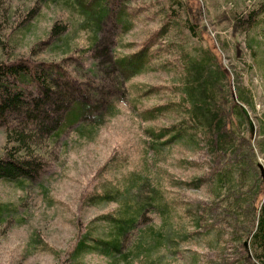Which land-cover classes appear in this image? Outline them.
Masks as SVG:
<instances>
[{
    "label": "trees",
    "instance_id": "obj_1",
    "mask_svg": "<svg viewBox=\"0 0 264 264\" xmlns=\"http://www.w3.org/2000/svg\"><path fill=\"white\" fill-rule=\"evenodd\" d=\"M72 2V7L76 9L78 3L87 15L82 25L73 24L74 33L80 27L90 33L84 53L97 48L109 3L120 7L115 23L122 36L133 28L132 22H126L127 15L138 16L143 9L163 15L160 29L141 51L122 55L116 49L112 60L117 75L126 83L152 69L162 53L168 54L167 69L177 75L178 82L171 89V100L144 111V118L155 120L167 113L177 122L149 129L153 138L163 141L152 142L157 149L154 161L168 162L171 153L167 146L175 141L183 150L203 159L179 161L184 171L198 172L189 182L163 171L153 177L144 170L123 186L106 184L93 199L96 204L117 203L118 208L102 217L104 229L86 227L67 254L46 243H36L35 248L58 260L66 256L63 264H86L85 257L92 254L103 257L107 264H177L186 259L184 264H264V195L260 197L264 164L258 152H264V121L257 141L255 126L243 111V107L249 109L254 104L248 94L236 90L234 94V78L211 49L197 45L195 48L188 43L185 32L191 35L197 31L191 0H142L135 7L130 6V0ZM263 15L264 3L258 10L230 20L233 19L235 32L240 30L248 36L247 48L264 80V55L260 54L264 50V22L259 21ZM260 27L261 42L260 36H253ZM66 30L67 27L54 24L49 39L60 38ZM61 40L68 41L69 35ZM99 50L109 63L107 49ZM72 85L65 69L56 62L19 59L0 64V128L5 130L8 147L6 155L0 158V182L17 181L24 185L36 181L45 166L44 143H55L66 127L84 118L87 99L77 97ZM108 104L115 112L113 115L118 114V107ZM99 108H105V104ZM150 185L151 193L142 197L141 193ZM168 185L183 192L204 191L206 200L191 202L184 194L174 196L166 190ZM6 209L0 203V225L9 221L3 212ZM153 218L159 219L160 225H155ZM193 248L208 249L216 254V259ZM230 249L235 251L234 255Z\"/></svg>",
    "mask_w": 264,
    "mask_h": 264
},
{
    "label": "rangeland",
    "instance_id": "obj_2",
    "mask_svg": "<svg viewBox=\"0 0 264 264\" xmlns=\"http://www.w3.org/2000/svg\"><path fill=\"white\" fill-rule=\"evenodd\" d=\"M130 1V6L135 7L142 0ZM71 2L0 0V64L19 59L59 63L73 83V92L88 102L84 118L66 127L55 143H44L46 155L42 159L45 166L36 181L24 185L17 181L0 182V203L6 205L3 212L9 220L0 225V264H63L66 256L58 260L50 253L40 252L34 244L46 243L67 254L86 227L104 229L102 217L118 208L117 203L96 204L93 199L106 184L123 186L135 177L134 174L144 170L153 177L163 171L165 175L189 182L198 172L194 169L184 171L179 167V161L199 162L203 159L201 155L183 150L175 141L167 146L171 153L168 162L156 164L154 161L157 149L152 142L161 144L163 141L153 138L149 129L169 127L177 122L167 113L155 120L144 118L147 116L144 111L171 100V89L178 82L177 75L167 69L168 54L162 53L152 69L126 83L117 75L112 60L116 49L122 55L141 51L160 29V16L163 15L149 11L153 9H143L138 16L127 15L126 22H132L133 28L122 36L121 28L115 23L120 7L109 3V14L100 29L97 48L84 53V49L88 50L90 33L81 27L74 33L73 24L82 25L87 15L81 5L77 3L75 9ZM190 3L196 16L197 31L191 35L185 32L188 43L195 48L211 49L234 78V94L237 91L248 94L249 101L254 103L248 107L256 129L254 139L260 141L264 121V80L254 67L253 53L247 48L248 36L240 30L235 32V24L230 19L258 10L264 0H191ZM259 21L264 22V15ZM54 24L67 27V30L51 41L49 34ZM255 31L253 36H260L261 42V27ZM68 35V41L61 40ZM100 48L107 49L109 63L99 53ZM260 54L264 55V50H260ZM108 102L118 107V114L113 115L115 112H111ZM104 104L106 112L105 108H99ZM7 149L5 130L0 128V158L6 155ZM258 152L264 164V152L260 149ZM152 188L153 185L147 187L141 196L150 194ZM166 190L174 196L184 194L191 202L206 200L204 191L183 192L173 185L166 186ZM262 190L260 197L264 195V184ZM153 223L158 226L160 220L153 218ZM193 249L216 259V254L208 249ZM230 252L235 253L233 249ZM237 254L240 257V252ZM84 261L86 264H107L106 259L95 254L86 256ZM186 261L188 259L177 264Z\"/></svg>",
    "mask_w": 264,
    "mask_h": 264
},
{
    "label": "water",
    "instance_id": "obj_3",
    "mask_svg": "<svg viewBox=\"0 0 264 264\" xmlns=\"http://www.w3.org/2000/svg\"><path fill=\"white\" fill-rule=\"evenodd\" d=\"M243 111H244L246 117H248L250 124H252L253 121L250 118V112H249V110L246 107H243ZM245 245H246V248L249 249V242H246Z\"/></svg>",
    "mask_w": 264,
    "mask_h": 264
}]
</instances>
